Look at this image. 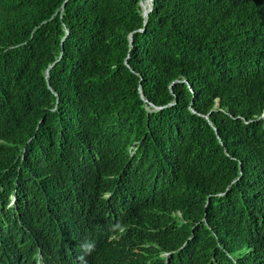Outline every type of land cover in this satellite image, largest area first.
I'll return each instance as SVG.
<instances>
[{
	"label": "trees",
	"instance_id": "16d2710c",
	"mask_svg": "<svg viewBox=\"0 0 264 264\" xmlns=\"http://www.w3.org/2000/svg\"><path fill=\"white\" fill-rule=\"evenodd\" d=\"M151 3L0 0V241L264 264V0Z\"/></svg>",
	"mask_w": 264,
	"mask_h": 264
},
{
	"label": "clouds",
	"instance_id": "9594fccd",
	"mask_svg": "<svg viewBox=\"0 0 264 264\" xmlns=\"http://www.w3.org/2000/svg\"><path fill=\"white\" fill-rule=\"evenodd\" d=\"M2 188V187H1ZM5 197V210L11 208H17L19 210V204L16 197V190L12 193H6ZM115 219L110 223H114ZM124 227H121L119 232L111 238L119 239ZM147 245L146 238H142L138 244ZM82 251L79 254H83L80 264H90L91 262H85L83 258L91 252V245L88 243H82ZM92 257V255H90ZM77 263V261H76ZM0 264H47L45 261L43 248L39 249V246H25L17 237V231L14 224L7 223L4 225L2 241H0ZM66 264H73L69 262Z\"/></svg>",
	"mask_w": 264,
	"mask_h": 264
},
{
	"label": "water",
	"instance_id": "95a60500",
	"mask_svg": "<svg viewBox=\"0 0 264 264\" xmlns=\"http://www.w3.org/2000/svg\"><path fill=\"white\" fill-rule=\"evenodd\" d=\"M152 7H153V0H152ZM152 7H151L150 11L152 10ZM150 11H149V12H150ZM149 12H148V13H149Z\"/></svg>",
	"mask_w": 264,
	"mask_h": 264
},
{
	"label": "rangeland",
	"instance_id": "374dc122",
	"mask_svg": "<svg viewBox=\"0 0 264 264\" xmlns=\"http://www.w3.org/2000/svg\"><path fill=\"white\" fill-rule=\"evenodd\" d=\"M149 110H151L152 108L151 107H148Z\"/></svg>",
	"mask_w": 264,
	"mask_h": 264
},
{
	"label": "bare ground",
	"instance_id": "6f19581e",
	"mask_svg": "<svg viewBox=\"0 0 264 264\" xmlns=\"http://www.w3.org/2000/svg\"><path fill=\"white\" fill-rule=\"evenodd\" d=\"M151 7H152V3H151ZM151 7H150V9H151ZM150 11V10H149Z\"/></svg>",
	"mask_w": 264,
	"mask_h": 264
}]
</instances>
